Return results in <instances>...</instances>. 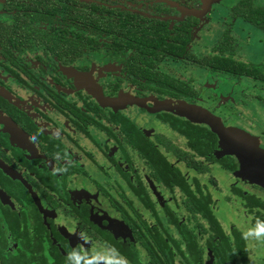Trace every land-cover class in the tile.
Returning a JSON list of instances; mask_svg holds the SVG:
<instances>
[{
  "label": "flooded vegetation",
  "instance_id": "1",
  "mask_svg": "<svg viewBox=\"0 0 264 264\" xmlns=\"http://www.w3.org/2000/svg\"><path fill=\"white\" fill-rule=\"evenodd\" d=\"M205 1L0 0V264H264V188L196 118L264 149V0Z\"/></svg>",
  "mask_w": 264,
  "mask_h": 264
},
{
  "label": "water",
  "instance_id": "2",
  "mask_svg": "<svg viewBox=\"0 0 264 264\" xmlns=\"http://www.w3.org/2000/svg\"><path fill=\"white\" fill-rule=\"evenodd\" d=\"M215 1L206 0L204 9H208ZM196 118L197 121L202 119V123H207L218 135L221 155L237 158L238 177L264 188V149L260 147L258 138L238 128L224 127L218 118L203 109Z\"/></svg>",
  "mask_w": 264,
  "mask_h": 264
},
{
  "label": "rangeland",
  "instance_id": "3",
  "mask_svg": "<svg viewBox=\"0 0 264 264\" xmlns=\"http://www.w3.org/2000/svg\"><path fill=\"white\" fill-rule=\"evenodd\" d=\"M247 25L255 33L264 35V32L263 31H260L259 29H256V28H253L250 24H247ZM234 31H235V36L237 37V42L239 41V43H243L244 44V41L242 42L241 40L242 39L247 40V38L250 37V31L247 30V29H243V31H240V28L239 27H235L234 28ZM205 35H206V37L209 36V34H205ZM253 39L254 38H252V41H251L250 44H247L246 50H245V53H244V57H246L247 60H252V61H256V62L257 61H259V62L260 61H264V44H261V45H258L257 46L256 45L257 41L256 40H253ZM204 43L207 44L206 40L204 41ZM241 48L243 49V47H241ZM233 87H235V86H232L231 88H233ZM252 87L255 88V89H256V87H258V89H259V86H257V85H253ZM234 92H239L238 86L236 87V89L234 90ZM253 107L255 108L256 113L253 112V111H251V113H253L251 115H253V117H255L254 119H251V121L253 123L254 122L257 123V125L259 126V130H258L257 134L261 135L262 132H264V103L255 101L254 104H253ZM225 108L227 110H229L230 109V105H225ZM234 113H235V116L237 115V117H239L238 112H235L234 111ZM240 120L243 121L242 118ZM246 123H247V126L250 125V123L248 121ZM237 126H240L243 129L245 127L241 123H238ZM254 128L255 127L253 126L251 129L253 130Z\"/></svg>",
  "mask_w": 264,
  "mask_h": 264
},
{
  "label": "trees",
  "instance_id": "4",
  "mask_svg": "<svg viewBox=\"0 0 264 264\" xmlns=\"http://www.w3.org/2000/svg\"><path fill=\"white\" fill-rule=\"evenodd\" d=\"M245 14H247V16L250 17V19H254L258 25H264V8L255 7L252 12L246 11ZM252 14H253V16H252ZM217 60H218L217 61L218 65L223 67L225 70H227V68H229L228 66L233 65V62H231L230 60H225V59H223V60L217 59ZM238 72L243 73V74L246 73L248 75L255 76L256 78L261 77L263 75L262 71L253 70V69H250L247 67H246V69L239 68Z\"/></svg>",
  "mask_w": 264,
  "mask_h": 264
},
{
  "label": "clouds",
  "instance_id": "5",
  "mask_svg": "<svg viewBox=\"0 0 264 264\" xmlns=\"http://www.w3.org/2000/svg\"><path fill=\"white\" fill-rule=\"evenodd\" d=\"M262 234H264V224L258 223L254 229L248 230V232L244 233L243 236L245 239H247L248 236H255L257 239H260L262 237ZM74 255L75 253H70L69 259H71Z\"/></svg>",
  "mask_w": 264,
  "mask_h": 264
}]
</instances>
